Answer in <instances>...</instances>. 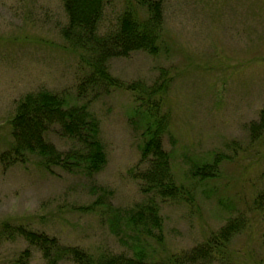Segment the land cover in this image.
I'll return each instance as SVG.
<instances>
[{
	"label": "rangeland",
	"instance_id": "obj_1",
	"mask_svg": "<svg viewBox=\"0 0 264 264\" xmlns=\"http://www.w3.org/2000/svg\"><path fill=\"white\" fill-rule=\"evenodd\" d=\"M132 0H107L99 22L106 33ZM163 31L159 52L143 50L111 57L108 72L122 87L96 97L76 94L82 50L62 37L67 23L62 0H0V153L10 139L9 120L28 92L46 89L65 94L69 104L88 102L99 123L106 164L98 172L51 171L31 157L25 164L0 163V222L10 221L55 237L93 256L128 253L141 245L158 261L190 250L229 219L241 216L242 228L211 264H263L264 207L254 198L264 189V133L249 138L248 125L264 108V0H162ZM136 13L143 11L133 3ZM164 84L156 97L168 114L163 147L176 182L194 201L160 203L162 242L144 243L126 224L129 210L143 202L138 165L141 114L135 96ZM134 84L136 90L128 89ZM161 96V97H160ZM45 138L59 150L75 145L54 124ZM236 146V150L234 149ZM218 175L203 181L190 170L212 161ZM93 210H85L90 203ZM264 205V204H263ZM29 248L27 264H46L42 253L20 237L0 243V264H14ZM57 264H75L70 258ZM197 264V263H194Z\"/></svg>",
	"mask_w": 264,
	"mask_h": 264
},
{
	"label": "trees",
	"instance_id": "obj_2",
	"mask_svg": "<svg viewBox=\"0 0 264 264\" xmlns=\"http://www.w3.org/2000/svg\"><path fill=\"white\" fill-rule=\"evenodd\" d=\"M106 1L62 0L67 14V23L61 29L62 37L73 47L82 50L79 68L84 71V75L78 79L76 87V95L81 98L90 94L96 97L103 91L108 92L111 87L123 86L119 79L108 72L107 62L111 57L127 56L138 50L156 54L160 49L164 24L162 0H132L142 9L143 18L136 13V6L132 2L128 3L118 14L114 28L100 33L99 22ZM163 86L162 83L157 88H147L135 96L139 102L137 109L141 114L143 140L139 163L130 170V174L139 181L145 199L129 210L126 224L136 238L144 236L141 239L144 243L148 239L158 243L163 240L159 213L162 201H194L190 191L173 177L170 155L163 147L162 138L168 125V114L161 109L163 99L156 97L158 89L165 90ZM126 87L136 90L134 84ZM9 124L8 146L0 153L3 166L25 164L33 157L49 171L58 166L67 172L92 174L106 164V153L99 137V123L90 112L88 102L69 104L64 93L46 89L28 92L16 105ZM54 124L59 126L61 136L75 142L73 147L59 150L45 138V133ZM248 132L251 140L260 138L264 133V108L258 120L249 123ZM231 157L220 151L212 161L194 165L190 170L191 177L198 181L213 179L218 175L220 161ZM95 203L87 205L85 210H93ZM263 204L264 189L254 198L256 209L261 210ZM242 225L241 216L231 218L190 250L172 253L168 260L158 261L148 258L142 244L130 254L105 251L93 256L80 247L61 246L55 237L10 221L0 222V243L20 237L42 253L46 264H57L64 258H70L75 264H211L218 255L226 254L227 243ZM30 257V249L25 248L14 264H27Z\"/></svg>",
	"mask_w": 264,
	"mask_h": 264
}]
</instances>
